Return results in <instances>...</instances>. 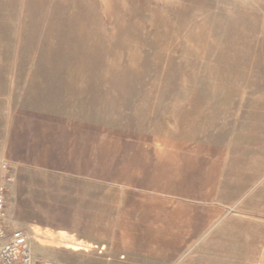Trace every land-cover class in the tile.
Wrapping results in <instances>:
<instances>
[{
	"label": "rangeland",
	"instance_id": "rangeland-1",
	"mask_svg": "<svg viewBox=\"0 0 264 264\" xmlns=\"http://www.w3.org/2000/svg\"><path fill=\"white\" fill-rule=\"evenodd\" d=\"M37 2L27 0V10L35 13L24 15L23 9L16 13L18 0H0V90L18 81L19 71L48 74L53 78L39 81L54 87V98L65 102L55 114L71 124L86 120L95 125L101 139L93 144L87 136L92 125L79 126L82 133H74L71 125L66 151L72 155L80 146L75 167L81 170L89 166L82 159L93 146L96 151L104 247L62 241L48 228L67 226L52 222L14 230L30 233L39 264H184L190 255H177L173 238L177 199L133 189L138 185L127 182L126 165L130 159L134 169L148 164L140 147L150 151L144 153L150 165L174 163L155 151L177 149V120L170 116L184 97L177 95V87L230 85L237 91L245 80L248 85L244 76L264 67V42L253 34L255 26L264 25V0H57L48 16ZM158 113L165 118H157ZM80 171L65 173L74 181L64 182L63 188L72 191L63 190L60 204L49 209L63 223L79 216L83 224H65L88 234L78 225L90 226L87 222L97 220L100 212L97 199L79 197L83 189L74 182L83 177ZM263 193L264 184L249 199ZM41 194L53 199L49 191ZM155 204H164V211ZM113 234L118 237L109 239Z\"/></svg>",
	"mask_w": 264,
	"mask_h": 264
},
{
	"label": "crops",
	"instance_id": "crops-1",
	"mask_svg": "<svg viewBox=\"0 0 264 264\" xmlns=\"http://www.w3.org/2000/svg\"><path fill=\"white\" fill-rule=\"evenodd\" d=\"M18 2L16 13L22 9L24 15L35 13L27 10V0ZM55 2L37 3L48 16ZM253 31L255 41L262 44L264 25L255 26ZM240 43L238 46L245 45ZM263 68L244 76L248 85L245 80L237 91L231 90L230 85L177 87V95L184 96L170 115L177 120V149L155 151L161 159H173L174 163L150 165V155L144 154L150 151L140 147V151H145L140 152L141 158L148 164L134 169L130 159L126 165L127 182L138 185L133 189L177 199V236L173 238H177V255H190L184 264H264V193L255 200L249 199L264 184ZM16 75L18 81L6 83L5 89L0 90V190L5 188L7 192V224L12 230H35L43 222L62 224L67 227L48 230L51 228L62 241L73 239L84 247L102 249L101 181L100 176L96 177L101 166L98 160L96 168V151L93 146L87 159H82L89 165L84 171L75 167L79 151L75 152L80 146L72 155L66 151L70 149L71 125L76 128L74 133H82L79 126L92 125L93 132L87 135L92 144L101 135L95 134L94 124H84L86 120L71 124L55 114L65 102L62 97L54 98V87L39 81L53 76L37 71H19ZM233 94L237 96L231 97ZM155 116L162 119L165 113ZM78 170L84 173L74 182L83 189L79 197L93 203L97 199L100 216L87 222L90 226L81 227L79 216L66 222L80 224L78 230L88 234L71 230L54 212L60 204L57 200L65 197L63 190L72 191L69 186L63 188V183L73 184L74 177L69 176L80 175ZM44 191L53 193V199L42 197ZM49 205L54 210L50 211ZM155 205L164 211V204ZM228 220L231 222L223 226ZM116 237L113 234L109 239Z\"/></svg>",
	"mask_w": 264,
	"mask_h": 264
},
{
	"label": "built area",
	"instance_id": "built-area-1",
	"mask_svg": "<svg viewBox=\"0 0 264 264\" xmlns=\"http://www.w3.org/2000/svg\"><path fill=\"white\" fill-rule=\"evenodd\" d=\"M7 192L0 193V264H39L29 232L12 230L7 224Z\"/></svg>",
	"mask_w": 264,
	"mask_h": 264
}]
</instances>
